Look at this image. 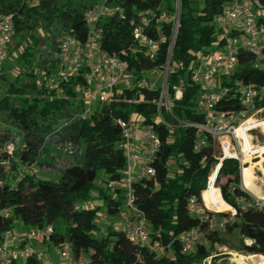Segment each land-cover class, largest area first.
<instances>
[{
    "label": "trees",
    "instance_id": "16d2710c",
    "mask_svg": "<svg viewBox=\"0 0 264 264\" xmlns=\"http://www.w3.org/2000/svg\"><path fill=\"white\" fill-rule=\"evenodd\" d=\"M198 1L201 7H197ZM231 1L178 0L176 8L174 0H109L124 8L126 18H104L97 23L100 48L126 63L134 75V85L122 89L115 101L99 105L86 118H80L77 114L84 109V104L77 88L79 80L62 81L54 89L38 87L37 78L55 79L58 63L53 58L55 63L49 69H43L45 74L39 75L32 62L36 47L44 41L42 33L51 34V56L59 36L65 31L84 42L89 28L83 12L97 0H0V12L13 15L14 38L21 46L16 55L19 69L5 79V91L0 96V121L20 132L23 145L11 154L6 151L0 155V241L17 220L36 228L51 225L53 232L49 240L52 244L68 243L74 257H86V264H200L211 255L206 244L225 243L218 235L222 230L208 231L207 224L199 222L187 210L188 199L194 196L201 202V194L203 196L208 189L207 178L221 157L219 141L206 133L200 134L194 127L171 128L156 122L159 89L147 91L138 82L142 72L159 68L166 62L172 23L165 18L178 12L169 57V65L175 71L167 76V93L175 116L203 122L204 116L197 105L200 87L190 80L187 68L199 54L214 50L212 45L217 33L213 19ZM252 1L257 7L264 5V0ZM143 10H153L160 19L156 24L153 22L148 33L153 38L165 37L153 60L148 59L144 48L132 39L130 19ZM251 60L249 54H239V67L230 83L239 79L244 83L264 84V70L251 68ZM7 62L2 65L0 78ZM21 75L28 76L29 81L23 83L19 79ZM173 85L183 88L180 99L174 98ZM238 95L237 90L230 92L217 107L225 111L240 108ZM161 112L172 122L163 108ZM133 115L153 124L161 141L151 162L154 175L132 184L135 205L146 218L153 240H158L164 247L159 251L135 245L122 229L108 226L100 233L96 223L99 208L78 209L76 206L91 199V192L96 191L106 214L118 216L123 204V190L107 189L105 184L109 179L119 178L125 167L117 121L128 120ZM199 134L205 144L194 149ZM11 140L10 133L0 136V149ZM65 142L78 145L80 152L67 156L74 158L73 162L59 167L55 179L19 175V166L37 163L49 144L58 146ZM246 167L245 164L242 169ZM242 169L240 173L236 159L220 161L214 187L220 190L221 198L231 210H235L223 230L226 233L237 231L238 250L264 255V209L253 205L242 207L238 202L252 201L247 190L240 187ZM14 170L16 175L11 180ZM218 214L228 217L224 212ZM195 227L202 230L203 242L199 240L191 252H181L180 234ZM25 262L38 264L33 255Z\"/></svg>",
    "mask_w": 264,
    "mask_h": 264
},
{
    "label": "built area",
    "instance_id": "2783aa9c",
    "mask_svg": "<svg viewBox=\"0 0 264 264\" xmlns=\"http://www.w3.org/2000/svg\"><path fill=\"white\" fill-rule=\"evenodd\" d=\"M177 7L178 0H176ZM110 17L125 19L124 8L109 0H97L85 9L83 19L89 28L87 39L81 42L75 34L69 31L63 32L57 40L56 49L52 52V57L58 63L55 79L37 78L35 80L38 87L46 89H54L62 81L79 80L77 88L84 104V109L77 114L80 118H86L92 112L93 103L108 105L117 99L122 89H128L134 85V75L126 63L118 56L106 53L100 48V32L97 29V23ZM262 19H264V5L257 7L252 0H232L214 17L213 24L217 33V39L212 45L214 50L209 49L207 53L199 54L197 60L187 68L190 80L200 87L197 105L204 116L203 122L188 121L175 116L167 93V76L175 71L169 65V57L178 24V12L165 18L167 22L172 23V34L166 62L156 68L161 72L162 86L157 87L146 79L147 71L142 72L143 76L138 82L147 91L159 89L156 122L171 128L194 127L200 134L206 133L212 139L219 141L221 157L211 172V174L215 172L214 179L210 181L211 174L207 178L206 189L209 185L215 184L220 161L224 158L236 159L241 173L242 166L245 165L241 160L243 155L241 147L245 142L242 136L244 131L252 137L250 141L253 144L264 142V139H258V134L264 135V126L261 125L264 123V105H262L264 104V84L244 83L239 79H235L234 84L230 83L234 72L239 67L241 53L252 57L249 64L251 68L264 70V21ZM158 21L160 19L156 17L153 10L137 11L136 15L130 19L133 42L144 48V54L150 60L156 57L160 42L165 40L164 36L153 38L148 33L150 26ZM14 35L13 15L0 12V74L2 65L9 57V47ZM172 88L174 98L180 99L183 88L179 85H173ZM235 90L239 92L240 108L228 111L219 109L218 104ZM162 108L169 114L172 122L167 121L163 116ZM117 124L121 130L119 146L125 159V167L119 178L109 179L106 182V188L123 190V204L118 212V218L127 238L137 246L155 251L162 250L163 245L158 240H153L147 220L135 205L132 192V184L135 180L154 175L155 170L151 162L160 148V138L153 124L145 123L139 115H133L128 120L120 119ZM200 134L194 142V149H199L205 144ZM57 149L66 156H75L80 152L79 146L72 142L59 144ZM8 152L11 154V150ZM252 159L256 160V158ZM4 163L8 168L9 162ZM17 170L19 175H35L38 167L34 162L22 164ZM256 205L260 209L264 207V203L258 199ZM187 210L199 222H205L208 231L223 230L235 213L232 208L231 217L219 215L220 212L209 209L205 205L202 194L201 202L194 196L188 199ZM7 214L5 212V215ZM52 232V226L47 225L32 229L27 236L35 240H49ZM202 237L203 232L199 227L180 234L181 252H191ZM18 239L9 232L3 235L0 241V264H17L33 255L30 246L18 245ZM168 253L171 255L169 251ZM58 255L60 259L58 264H86L87 260L84 256L76 259L68 243L59 246ZM261 259H264V255L248 254L244 256L243 261L245 264H259L260 261H264Z\"/></svg>",
    "mask_w": 264,
    "mask_h": 264
},
{
    "label": "rangeland",
    "instance_id": "374dc122",
    "mask_svg": "<svg viewBox=\"0 0 264 264\" xmlns=\"http://www.w3.org/2000/svg\"><path fill=\"white\" fill-rule=\"evenodd\" d=\"M176 3V0H174ZM35 2V1H34ZM197 7H201V2L198 1ZM43 38V42L40 43L35 51H34V56H33V68L35 71H38L39 75L45 74V71L43 69L47 70L53 63H55L53 57L50 55V36H47L45 33L41 34ZM22 45V44H21ZM21 50L20 43H18V39L14 38L10 47H9V57H8V62H7V68L2 71L3 77L0 78V96L4 94L5 91V79L8 78L9 74L15 75V71L19 69L18 63H17V57L16 55L19 53ZM53 72V71H52ZM145 78L148 79L149 81L153 82L157 87H161L163 83V78L161 76V72L159 69H154L147 71L145 73ZM19 79L25 83L29 81V77L25 75L19 76ZM99 106V104L93 103L91 108L92 110ZM264 126V123L261 124ZM10 133L12 136L11 142L5 143V145H1L0 149V155L6 153V151H10L13 153L14 150H20L23 145H22V135L20 134L19 131L14 129L13 127H10L7 123L4 121H0V136H3V134ZM242 136L245 139V144H246V149L241 150L243 153L241 160L242 163L246 165H250V163H256L255 169H254V177H255V186L260 194L259 197H255L252 193L248 192L247 193L252 197V201L246 202L243 200H239V205L242 207H246L248 205H253L257 207L256 201L257 199L260 200L262 203H264V142L253 144L250 139L249 134L244 131L242 133ZM258 139L262 140L264 139V135L258 134ZM248 146V147H247ZM252 149V150H251ZM262 152V153H261ZM245 158V159H244ZM252 158H256V160H253ZM262 159V160H261ZM74 158H68L65 154H63L60 150L57 149V146H54L53 144H49L48 147L46 148V151L40 156V158L37 161V173L34 175L35 177H47V178H52L54 179L56 177V173L59 167L64 166L68 163L73 162ZM262 166V167H261ZM174 170V168H172ZM213 172L211 175L214 176ZM16 175V170L11 172V177ZM242 177V174H241ZM13 177L11 178V180ZM211 176H210V181H211ZM240 187L241 182H240ZM78 209H93L95 207H98L99 210L97 212L96 216V223L98 227L100 228V233L105 232L106 228L108 226H111V228H116V226L113 224L114 220L117 218L116 217H111L106 214L105 206L100 198L97 197V192L92 191L91 192V199L87 201H82L80 204L76 205ZM264 209V207H262ZM221 212H224L228 214V217H231V209H219ZM228 210V211H226ZM230 210V211H229ZM16 222V221H15ZM13 223V225L15 224ZM219 237L222 238L225 243H220V242H214L211 246H209V243L206 244V246L210 250V256L214 257H208L206 258L202 263L200 264H208L210 261V264H233L234 263V258L236 256H230L229 252L231 253H237L240 255H244V253L240 250L237 249V245L239 244V235L236 230H234L232 233H226L224 230L219 231L218 233ZM204 238L200 239V242H203ZM248 244V241H245ZM206 243V242H205ZM160 253V252H158ZM221 258V259H220ZM230 258H233L231 260ZM264 260V259H261ZM264 262V261H260ZM259 262V264H260Z\"/></svg>",
    "mask_w": 264,
    "mask_h": 264
},
{
    "label": "crops",
    "instance_id": "0c3cea01",
    "mask_svg": "<svg viewBox=\"0 0 264 264\" xmlns=\"http://www.w3.org/2000/svg\"><path fill=\"white\" fill-rule=\"evenodd\" d=\"M56 176H57V173H56ZM214 177H215V173H214L213 179H214ZM42 178H47V177H42ZM50 179H52V178H50ZM254 181H255V177H254L253 181H251V183H253L254 186L250 188L244 184L242 177L240 178V182H241L242 187L245 190H247L248 192L252 193L255 197H259L260 194L258 193V191L256 189ZM99 185H101V184L99 183ZM211 186L214 187V184ZM214 189L218 193V196L215 194H208V196L205 198V194H206L207 190L204 191L202 198H203L205 205L209 209L215 210L217 212H221L219 209H231V207L228 204H226L223 201V199L221 198V194L219 193L220 190L218 191L215 187H214ZM226 211H228V210H226ZM113 224L116 226L117 229H121V225H120V221H119L118 216L114 220ZM34 228H36V227L24 225V224H22L21 221L17 220L15 222V224L12 226V229L9 231V234L17 236L19 238L17 240V243L20 247L30 246L33 250V257H35L38 260V263L50 262L52 264H58L60 262L59 255H58L59 246L53 245L50 240H35V239L28 238V236H27L28 232ZM248 254L249 253H244V255H240L237 253L229 252L230 256H236V257L242 256L243 258H244V256H246ZM230 259L233 260V258H230ZM242 261H243V259H242ZM17 264H26V262L21 261V262H18Z\"/></svg>",
    "mask_w": 264,
    "mask_h": 264
},
{
    "label": "bare ground",
    "instance_id": "6f19581e",
    "mask_svg": "<svg viewBox=\"0 0 264 264\" xmlns=\"http://www.w3.org/2000/svg\"><path fill=\"white\" fill-rule=\"evenodd\" d=\"M248 147V146H247ZM246 149V144L243 143L242 144V147H241V150H245ZM252 150V149H251ZM262 153V152H261ZM264 158V157H262ZM245 159V158H244ZM262 160V159H261ZM256 163H250V165L246 168H244L242 170V180L244 182V184L247 186V187H253L254 184L251 183V181H253L254 179V167H255ZM262 167V166H261ZM211 179H213V175H211ZM208 194H215L218 196V193L215 191L214 187L213 186H209V188L207 189V192L205 194V198L208 196ZM210 199V198H209ZM219 201V200H218ZM260 201V200H259ZM213 203V202H212ZM243 257L242 256H237L235 257V261L233 264H245L244 261H242Z\"/></svg>",
    "mask_w": 264,
    "mask_h": 264
}]
</instances>
